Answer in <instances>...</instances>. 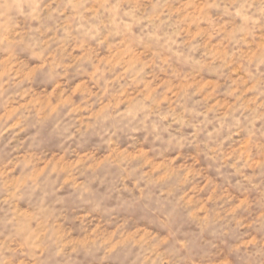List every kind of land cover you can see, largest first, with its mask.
Masks as SVG:
<instances>
[{
	"label": "clouds",
	"instance_id": "1",
	"mask_svg": "<svg viewBox=\"0 0 264 264\" xmlns=\"http://www.w3.org/2000/svg\"><path fill=\"white\" fill-rule=\"evenodd\" d=\"M0 264H264V0H0Z\"/></svg>",
	"mask_w": 264,
	"mask_h": 264
}]
</instances>
